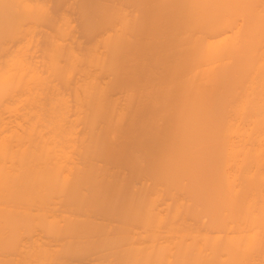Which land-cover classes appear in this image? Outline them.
<instances>
[{"label": "bare ground", "instance_id": "1", "mask_svg": "<svg viewBox=\"0 0 264 264\" xmlns=\"http://www.w3.org/2000/svg\"><path fill=\"white\" fill-rule=\"evenodd\" d=\"M129 233L264 236V0H0V264Z\"/></svg>", "mask_w": 264, "mask_h": 264}, {"label": "rangeland", "instance_id": "2", "mask_svg": "<svg viewBox=\"0 0 264 264\" xmlns=\"http://www.w3.org/2000/svg\"><path fill=\"white\" fill-rule=\"evenodd\" d=\"M65 1L73 2L74 0ZM63 9L64 4L59 5L57 8L52 7L55 14ZM69 11L74 23L77 25V12L75 10ZM39 27L43 30H49L44 25ZM73 33L80 41L82 48L93 41L98 34V32H95L88 37L81 36L75 27ZM90 71H92V68H90ZM116 95L113 94V96ZM107 176L112 178H134L127 172L119 173L117 171H111ZM34 207L31 206L32 211L35 210ZM55 212L57 213L59 210H55ZM95 212L97 210L91 212V215L93 216ZM94 216H96V213ZM110 220L114 222L113 218ZM8 253L7 256L12 257L13 260L19 258L18 254ZM93 255L72 257L69 263L95 264V261L92 262L89 259ZM104 262L105 264H264V236L250 239L244 236L216 237L214 235L197 237L135 236L129 233L121 240L118 254H106Z\"/></svg>", "mask_w": 264, "mask_h": 264}]
</instances>
